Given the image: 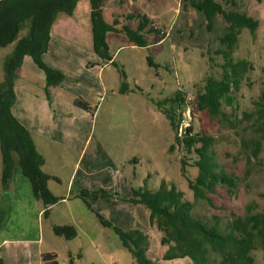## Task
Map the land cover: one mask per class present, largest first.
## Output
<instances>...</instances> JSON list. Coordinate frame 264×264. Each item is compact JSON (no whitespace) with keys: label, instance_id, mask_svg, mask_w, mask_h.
<instances>
[{"label":"rangeland","instance_id":"rangeland-1","mask_svg":"<svg viewBox=\"0 0 264 264\" xmlns=\"http://www.w3.org/2000/svg\"><path fill=\"white\" fill-rule=\"evenodd\" d=\"M216 1L225 11H238L258 21L254 32L242 29L232 53L234 61L244 59L251 69L232 89L231 105L223 104V115L216 117L197 111L195 102L206 78L219 79L222 75L223 59L216 50L226 24L220 15L208 26L183 0H104L106 23L117 22V29L135 30L140 17L145 16L149 20L145 30H153L144 33L148 46L143 48L132 44L123 31L107 33L108 52L114 55V64L106 62V66L92 51L89 1L79 0L72 16L60 15L63 24L50 33L47 51L53 58L51 63L61 66L66 74L63 86L77 93L76 99L87 105L88 109L82 110L88 115L77 119L72 151L61 149V163L50 152L47 154L45 170L55 173L48 174L55 178L48 181V186L63 199L48 207L47 217L39 213L43 210L41 202L11 196L12 181L8 192L2 189L0 152V238L7 241L0 251L4 264L17 261L18 256L9 250L20 247L17 252L22 253L26 243L34 246L28 264H40V252L56 254L58 264H133L117 235L97 216L124 231L138 230L147 235L145 254L156 264H191L188 258L163 260L166 250L160 243L162 233L150 225L146 207L129 201L134 197L133 190L145 187L155 191L162 183L166 187L174 185L185 200H194L186 180H193L197 174L192 163L194 154H186L176 143L175 132L156 104L174 97L176 92L185 102L178 134L191 125L195 133L211 136L215 161L240 180L232 193L217 186L208 195L211 204L196 201L193 217L204 221L217 217L226 224L233 214L244 215L248 206L252 211L261 210L264 141L258 158L250 156L252 143L259 138L254 125L255 101L264 88V0ZM10 51L11 46L0 48V83L3 61ZM147 56L158 65L157 69L148 66ZM97 61L99 66L91 71L82 65ZM27 68L20 74L19 85L27 77L33 93L45 92L47 97L48 92L50 100L49 89L56 85L46 92L45 80ZM121 71L128 85L124 94L119 92ZM182 159L187 163L186 177L180 172ZM83 191L88 193L84 195ZM54 225L77 226V237L66 241L54 235ZM252 255L255 264H264L260 248Z\"/></svg>","mask_w":264,"mask_h":264},{"label":"trees","instance_id":"trees-1","mask_svg":"<svg viewBox=\"0 0 264 264\" xmlns=\"http://www.w3.org/2000/svg\"><path fill=\"white\" fill-rule=\"evenodd\" d=\"M79 0H0V48L11 46L10 54L3 61V81L0 83V152L2 161L1 187L8 192L12 181L14 167L18 166L31 184L33 196L43 205L42 215H49V208L60 201L48 189V181L55 179L42 170L43 157L38 153L29 131L13 116L11 107L15 100L14 81L25 56L31 57L33 63L45 74V90L57 85L64 78L44 64L42 55L47 52L50 29L59 14L71 16ZM90 6V23L92 33V51L103 61L111 62L106 36L109 32L123 31L129 41L138 47H147L144 33L149 20L143 16L135 30L123 27L121 30L105 22L102 13L104 0H88ZM211 26L220 15L226 26L219 36V48L216 53L222 56V75L219 79L207 77L203 91L196 96L197 111H206L216 117L223 115V104L231 105L232 89L237 88L251 64L242 59L234 61L232 53L242 29L254 32L258 21L238 11H225L216 0H183ZM148 66L157 69L150 56L146 57ZM114 64V62H111ZM122 82L119 92L124 94L128 85L126 74L120 72ZM47 98L48 92H47ZM74 104L87 110V105L79 99ZM157 106L166 117L175 140L186 154H194L193 165L197 174L193 180L186 178L187 187L193 195V202L184 199L182 191L174 185L166 187L163 183L159 189L149 191L144 188L133 190L134 197L129 201L140 204L149 211V223L162 233L161 246L165 248L163 260L188 258L191 264H255L252 252L260 248L264 258V204L259 211H252L250 206L242 215L231 216L226 224H221L217 217L212 221L194 218V203L206 200L211 204L209 194L217 186H224L230 193L239 187V178L227 173L214 159L211 151L214 139L201 133H195L189 125L178 134L182 110L185 102L180 92L174 97L158 101ZM167 106V107H166ZM255 131L259 134L252 145L251 156L257 159L264 141V88L255 101ZM173 146H171L172 148ZM170 148V149H171ZM249 160H251L249 158ZM250 162V161H249ZM181 160V175L186 177L185 166ZM83 191V194H87ZM106 196L107 193H101ZM99 222L113 230L121 246L133 258V264H156L147 258L145 252L148 237L138 230L124 231L109 221L97 216ZM1 221V217H0ZM54 235L70 241L77 237V230L72 225H54ZM44 264H58L56 254L42 253ZM0 264H4L0 258ZM71 264V263H70Z\"/></svg>","mask_w":264,"mask_h":264},{"label":"crops","instance_id":"crops-1","mask_svg":"<svg viewBox=\"0 0 264 264\" xmlns=\"http://www.w3.org/2000/svg\"><path fill=\"white\" fill-rule=\"evenodd\" d=\"M87 13L90 20V8L87 10ZM60 15L61 14L57 16L56 20L51 26L50 33L52 32L53 28L58 27L59 23L63 24V22H61ZM111 56L113 60L114 55ZM96 57L98 56L96 55ZM52 59L53 58L52 56H50L48 51L42 55V61L44 62V64L49 68L63 74L65 79L66 74L61 70V66H56L55 64H52ZM98 60L101 61V64H103L102 66H106L107 63L112 62L111 60V62L109 61L107 63H104L99 57ZM99 61H97L96 63L92 62L87 66H85V63H83L82 65H84L85 70L91 71L92 69L97 68V66H99ZM30 65H32L33 67L35 66L31 57L25 56L23 58L22 65L18 70L20 71V73L19 75L17 73V79L14 81L13 89L15 94V100L11 107V112L13 116L29 131L36 147V150L44 159V165L42 166L43 171L53 176L52 174L55 173H51V171L45 170V167H48L46 166V164L48 163L47 154L50 152V154H53L51 157L55 158L57 161H59V163H61V149H70L72 151V144L75 142L74 138L77 119L81 117L85 118V116L88 115V112L82 110L74 104V100L76 99L77 93H74L73 90L70 91L69 87H64V80L59 82L56 86L50 87V100L45 96V92L44 95H35L32 90L33 88L30 86V84L27 83V77L23 78V85H21L22 83L19 85V83L21 82L20 74L22 70L26 68V66H28V70L35 72V74H37L41 79L45 80V74L43 73V71L41 69H38V71H36L34 68H30ZM48 189L55 197L60 198V201L63 200L61 199V195H55V193L51 191L49 186ZM11 196H16L17 198L20 197L25 201H38L33 196L30 182L22 174L21 169L18 170V167L13 169ZM42 211L43 210H40L39 213L41 214ZM3 243H7V241L1 240L0 238V251L5 248ZM26 244L27 245L23 247L22 253L18 254L17 252V248L21 249L20 247H16L15 250H9L13 251V255L16 254V257L18 256L17 261L13 260V264H20L22 262L21 260L27 262L28 259H31V248H33L34 246H32L30 243ZM41 254V252L38 253L41 259L40 264H44L41 258Z\"/></svg>","mask_w":264,"mask_h":264}]
</instances>
